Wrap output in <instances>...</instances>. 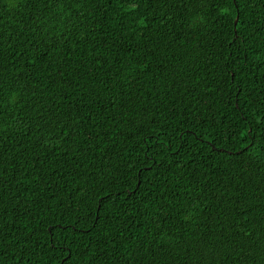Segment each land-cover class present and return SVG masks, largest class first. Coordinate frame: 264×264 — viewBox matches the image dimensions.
I'll use <instances>...</instances> for the list:
<instances>
[{
    "label": "trees",
    "instance_id": "1",
    "mask_svg": "<svg viewBox=\"0 0 264 264\" xmlns=\"http://www.w3.org/2000/svg\"><path fill=\"white\" fill-rule=\"evenodd\" d=\"M0 264H264V0H0Z\"/></svg>",
    "mask_w": 264,
    "mask_h": 264
},
{
    "label": "water",
    "instance_id": "2",
    "mask_svg": "<svg viewBox=\"0 0 264 264\" xmlns=\"http://www.w3.org/2000/svg\"><path fill=\"white\" fill-rule=\"evenodd\" d=\"M237 23V20L235 21V24Z\"/></svg>",
    "mask_w": 264,
    "mask_h": 264
}]
</instances>
